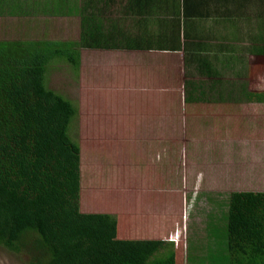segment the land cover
Returning <instances> with one entry per match:
<instances>
[{
  "label": "trees",
  "instance_id": "1",
  "mask_svg": "<svg viewBox=\"0 0 264 264\" xmlns=\"http://www.w3.org/2000/svg\"><path fill=\"white\" fill-rule=\"evenodd\" d=\"M104 13L83 12L80 41L0 40V245L25 253L28 264H190L177 258L179 232L176 244L158 237L130 238L131 230L122 232L115 214L81 210L82 149L71 135L79 109L49 86L47 72L55 59L79 70L80 46L131 48ZM231 30L227 37L248 35L255 42L237 68L248 77L240 97L234 98L236 81L224 80L230 78L212 68L208 54L194 60L186 54L184 109L188 114L210 112L215 138H263L264 122L257 119L263 121L264 112V26L249 34L243 28L237 34ZM232 82L234 88L228 86ZM246 102L258 103V118L243 112ZM196 108L204 112L192 113ZM216 237L224 240L223 258L211 254L206 264H264V191L231 192ZM168 245L173 247L164 252Z\"/></svg>",
  "mask_w": 264,
  "mask_h": 264
},
{
  "label": "rangeland",
  "instance_id": "2",
  "mask_svg": "<svg viewBox=\"0 0 264 264\" xmlns=\"http://www.w3.org/2000/svg\"><path fill=\"white\" fill-rule=\"evenodd\" d=\"M103 12L110 21V11ZM32 17L20 26H0V40L81 39L82 28L72 20L56 19L50 12ZM241 28L235 22L232 30L237 34ZM157 36L152 33L146 39ZM138 42L132 37V46ZM79 48V70L55 59L47 82L79 109L71 135L82 149L81 210L115 214L121 231L131 230L130 238L175 242L179 232L180 262L206 264L212 255L222 259L224 240L216 237V228L225 223L231 192L264 191V139L221 140L214 136L210 112L188 114L176 97L187 78L181 75L184 62L180 57L167 73H153L149 68L155 57L144 59L145 53L126 51L141 52L136 48ZM228 62L229 58L213 61L215 70H240L239 65ZM178 64L181 72L176 74ZM224 80L236 81L237 98L248 77ZM207 94L213 97L209 91ZM244 105L245 114L258 118V103ZM170 247L173 245L164 252ZM0 264H28V256L0 245Z\"/></svg>",
  "mask_w": 264,
  "mask_h": 264
},
{
  "label": "crops",
  "instance_id": "3",
  "mask_svg": "<svg viewBox=\"0 0 264 264\" xmlns=\"http://www.w3.org/2000/svg\"><path fill=\"white\" fill-rule=\"evenodd\" d=\"M262 8H264V0H0V26H20L25 23V20L32 21L33 15L47 12L53 13L56 19L72 20L81 26L83 12L107 10L110 11V24L119 29L120 39L126 40L129 45H131L132 37L140 41L139 45H133V48L141 52L126 51L136 54L145 53L144 59L155 57L150 60L154 71L152 67L149 69L153 73H167L173 67L174 59L180 57L184 67L181 72L180 64H178L176 74L181 72V75L187 77L186 54L190 60L202 58L208 54L211 63L218 59L226 61L229 58L228 63L234 62L237 65H240L244 56L248 58V45L255 43L252 38L248 35L242 38L241 36L227 37V32L237 21L239 24L237 23L236 27H243L248 34L252 31L256 32L259 27L264 26ZM153 11H157L158 14ZM152 33H157L159 36L146 39V36ZM143 45H146L149 50L146 47L142 48ZM185 45H188L187 53ZM234 45H239V48H233ZM228 50H234L236 54H224ZM213 64L212 68H215L216 64ZM194 66L195 64L192 63L190 68L195 72ZM223 75H228L230 78L240 74L235 69L229 73L224 72ZM225 79L228 78L225 77ZM171 91H174V88ZM184 92L185 84L183 83L181 87L179 85L176 93L177 103H185ZM170 96L171 93L164 99L167 100ZM258 113L260 115L259 111ZM263 115L264 112H262ZM249 118L254 119L251 116Z\"/></svg>",
  "mask_w": 264,
  "mask_h": 264
}]
</instances>
